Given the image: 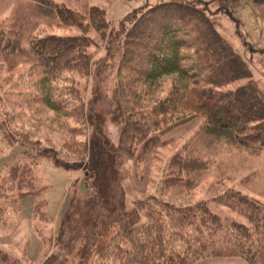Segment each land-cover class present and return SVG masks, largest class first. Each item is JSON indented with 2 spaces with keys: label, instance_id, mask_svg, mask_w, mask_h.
Listing matches in <instances>:
<instances>
[{
  "label": "trees",
  "instance_id": "16d2710c",
  "mask_svg": "<svg viewBox=\"0 0 264 264\" xmlns=\"http://www.w3.org/2000/svg\"><path fill=\"white\" fill-rule=\"evenodd\" d=\"M31 2L40 23L74 28L80 33L61 36L40 31L26 38L24 22L3 21L0 56L28 61L31 85L39 102L64 122L70 135L59 149L32 153L26 136L14 126V112L6 109L0 97V141L24 148L15 164L0 171V213L17 211L20 201L41 194L36 176L41 161L71 168L60 155L88 156L85 175L96 178L100 201L114 210L112 192L121 178L120 169L130 162L147 164L159 149L171 144L167 136L197 122L203 138L243 156L264 158V87L220 31L219 20L231 14L230 9L203 0H173L145 8L120 42L115 89L106 98L97 90L88 92L95 51L103 42L106 49L113 42L112 23L106 11L88 2L77 8L60 0ZM255 2L264 4V0ZM174 74L183 80L203 82L207 87L204 100L182 116L174 97L155 100L149 122L142 111L150 95L148 87ZM110 116L120 125L112 138L106 135ZM70 119L80 128L70 127ZM88 128L92 135L89 141ZM79 165L83 166V162ZM214 165L211 158L184 149L177 151L161 169L162 191L178 188L189 194L200 186L197 175L208 174ZM248 178L244 181L253 179ZM236 187H228L211 202L238 213L246 223L223 220L207 201L179 205L151 196L134 202L147 221L121 229L94 259L90 246H83L78 252V264H194L214 255L208 249L219 243L225 230L224 236L243 259L250 264H264V200L245 195ZM5 203L9 204L4 207ZM36 218L34 214L35 232L45 242ZM0 258L5 264H21L1 251Z\"/></svg>",
  "mask_w": 264,
  "mask_h": 264
},
{
  "label": "rangeland",
  "instance_id": "374dc122",
  "mask_svg": "<svg viewBox=\"0 0 264 264\" xmlns=\"http://www.w3.org/2000/svg\"><path fill=\"white\" fill-rule=\"evenodd\" d=\"M166 1L173 0H60L71 8L84 6L88 2L105 10L112 23L113 42L107 49L103 42L95 51L88 92L94 89L99 91L101 97L112 96L120 62L118 50L126 30L143 14L145 8ZM203 1L222 5L232 11L220 18V31L264 87V4L255 0ZM17 20L25 23L26 38L40 31L61 36L80 33L78 29L48 27L40 23L31 0H0V23ZM90 35L95 37L94 32ZM29 72L25 58L0 56V97L6 109L14 112V126L26 136L32 153L37 154L47 148L59 149L69 139V131L64 122L39 102ZM148 88L150 95L142 111L148 115L149 122L152 121L150 109L153 101L166 96L174 97L180 105L179 114L182 116L189 113L193 105L197 106L204 100L203 91L207 90L203 82L183 80L176 74ZM68 123L72 128H80L74 119ZM119 127V123L110 116L106 123V135L112 138ZM198 130L199 122L180 127L167 136L171 144L159 149L156 157L147 164L130 162L120 169L121 178L112 192L114 210L104 207L100 201L95 189L96 178L85 175L88 156L60 155L59 158L70 164L71 168L41 161L36 171L41 194L20 201L17 211L10 212L8 209L0 213V251L19 259L21 264H78L79 250L88 245L94 259L121 229L147 221V216L134 202L151 196L179 205L207 201L223 220L230 218L246 223L244 217L211 202V199L228 187L237 186L241 193L264 200V158L240 155L235 150L203 138ZM86 132L87 139L79 140L89 141L91 130L88 128ZM96 145L97 140L94 141L95 157L98 155ZM183 149L187 153L211 158L215 165L208 174L197 175L200 181L197 190L185 194L178 188H171L164 192L161 169L172 154ZM23 150L20 144L10 147L5 141H0V171L7 165L15 164L17 155ZM82 162L83 166H80ZM74 164L81 169H74ZM246 178L253 179L246 182ZM34 214L38 216L36 221L45 242L35 232ZM225 233L226 230L222 232L219 243L209 247L208 251L214 252V255L194 264H250L240 256V251L224 236ZM0 264H5L1 258Z\"/></svg>",
  "mask_w": 264,
  "mask_h": 264
}]
</instances>
